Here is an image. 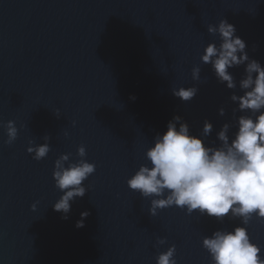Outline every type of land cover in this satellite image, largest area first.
Segmentation results:
<instances>
[{
    "label": "water",
    "instance_id": "1",
    "mask_svg": "<svg viewBox=\"0 0 264 264\" xmlns=\"http://www.w3.org/2000/svg\"><path fill=\"white\" fill-rule=\"evenodd\" d=\"M221 19L264 67V0H0V264H156L173 245L177 264H211L202 239L238 226L264 250V220L218 222L175 206L152 217L150 199L126 183L149 164L145 152L174 116L198 138L208 120L206 146L234 124L238 105L229 97L242 93L200 61L209 43H219L207 27ZM196 66L199 82L191 79ZM244 67L229 69L237 84ZM193 86L191 101L172 95ZM9 121L17 138L6 145ZM45 135L50 151L35 161L28 142L42 144ZM80 146L95 171L63 219L52 208L62 195L54 162L63 154L76 162ZM84 211L90 215L77 229Z\"/></svg>",
    "mask_w": 264,
    "mask_h": 264
},
{
    "label": "clouds",
    "instance_id": "2",
    "mask_svg": "<svg viewBox=\"0 0 264 264\" xmlns=\"http://www.w3.org/2000/svg\"><path fill=\"white\" fill-rule=\"evenodd\" d=\"M207 32L218 37L219 43H209L203 49L201 63L210 65L218 83L229 90L238 87L242 93L229 97L238 105L232 110L234 124H223L216 133L219 144L206 146L202 138L208 137L213 127L208 120L203 122L201 138H198L190 134L182 117L174 116L167 123V130L155 135L152 146L145 152L149 164L140 166L126 183L129 190L150 199L149 216L175 206L188 215L196 212L218 222L225 217L238 218L247 226L253 217L264 220V67L249 58L246 43L235 35V27L226 20L221 19L215 26L208 25ZM241 65L245 66L244 74L237 84L229 69ZM200 71L198 66L191 69L193 82L200 81ZM197 91L194 86L181 87L173 89L172 95L188 102ZM237 112L248 114L236 117ZM53 114L60 117L58 110ZM218 114L224 116L225 110L220 108ZM231 127L236 131L230 140ZM4 129L7 137L4 143L11 145L17 138V128L9 121ZM49 140L45 135L42 144L31 146L33 141L28 142L26 151L33 160L40 161L47 156ZM69 155H60L52 172L54 186L62 193L52 208L63 219L68 218L71 202L84 197L87 191L83 182L95 171V165L84 159V146L77 148L76 162L70 163ZM35 209L36 203H33L31 210ZM89 215L88 211L81 212L75 227H84L83 221ZM165 243L164 239L157 240V245ZM201 246L209 254L211 264H264V250L250 242L246 227L217 230L203 238ZM174 257L173 245L156 256V264H177Z\"/></svg>",
    "mask_w": 264,
    "mask_h": 264
}]
</instances>
